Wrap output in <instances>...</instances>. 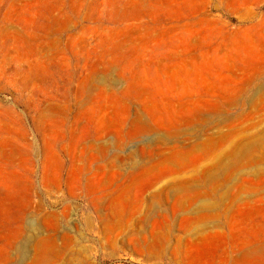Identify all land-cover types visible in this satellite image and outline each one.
I'll use <instances>...</instances> for the list:
<instances>
[{"label":"rangeland","instance_id":"rangeland-1","mask_svg":"<svg viewBox=\"0 0 264 264\" xmlns=\"http://www.w3.org/2000/svg\"><path fill=\"white\" fill-rule=\"evenodd\" d=\"M0 264H264V0H0Z\"/></svg>","mask_w":264,"mask_h":264},{"label":"bare ground","instance_id":"bare-ground-1","mask_svg":"<svg viewBox=\"0 0 264 264\" xmlns=\"http://www.w3.org/2000/svg\"><path fill=\"white\" fill-rule=\"evenodd\" d=\"M120 214V213H119ZM116 216V215H115ZM106 218V217H105ZM116 218V217H115ZM116 221V220H115ZM112 226H113V224H112ZM112 228V227H111ZM111 228H109V229H111Z\"/></svg>","mask_w":264,"mask_h":264}]
</instances>
